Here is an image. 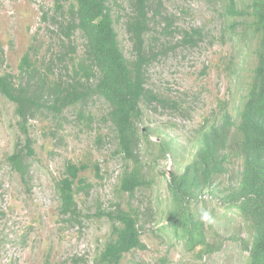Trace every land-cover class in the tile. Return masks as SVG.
Listing matches in <instances>:
<instances>
[{"label": "rangeland", "instance_id": "374dc122", "mask_svg": "<svg viewBox=\"0 0 264 264\" xmlns=\"http://www.w3.org/2000/svg\"><path fill=\"white\" fill-rule=\"evenodd\" d=\"M250 0H238L246 4ZM222 0H162L161 13L152 20L147 51H158L147 67V88L164 100L143 103L139 128L147 131L149 142L142 140L138 154L147 179L156 183L140 188L133 197L119 190L124 159L117 154V140L106 120L107 103L99 97L89 100L85 112L91 120H79L77 111L69 108L59 117L48 112L38 114L29 122L35 154L28 157L30 175L24 181L11 168L8 157L24 145L18 128L15 104L0 93V264H94L110 237V221L100 211H110L118 203L141 210L142 238L146 249L127 253L120 264H192L199 262L198 250L188 251L181 242L163 230L165 218L150 215L167 208V179L176 168L190 162L197 146L196 129L206 120H213L225 102L232 106L248 91L254 59L247 63L242 77L233 69L243 65L246 47L223 33L229 19L222 16ZM122 48L129 59L134 58L133 43L125 29L130 12L129 0H110ZM68 9L56 0H0V42L3 49L0 72L20 74V64L29 53L39 73H48L54 80L69 72L58 56L65 45L76 44L83 51L79 33L71 42L63 41L59 21L66 20ZM182 9L187 12L184 13ZM172 17L174 29L166 34L161 16ZM161 21V22H160ZM202 29L203 37L195 45L183 43L182 29ZM65 46V47H64ZM70 63V61L68 62ZM230 72V73H229ZM65 78V77H64ZM236 103H235V102ZM169 140L173 152L160 156L159 142ZM73 162L100 163L103 178L93 169L83 173L93 184L89 194L79 192L81 222L67 221L59 212L55 180L63 175L65 164ZM131 166V164H130ZM239 161L221 177L223 187L238 179ZM208 197V196H207ZM211 197V196H210ZM208 197L201 205L209 216L208 236L223 241L222 249L207 256V264H246L247 251L233 238L240 233L248 238L245 221L234 209L219 206ZM219 236H218V235ZM230 237L231 239H225Z\"/></svg>", "mask_w": 264, "mask_h": 264}, {"label": "trees", "instance_id": "16d2710c", "mask_svg": "<svg viewBox=\"0 0 264 264\" xmlns=\"http://www.w3.org/2000/svg\"><path fill=\"white\" fill-rule=\"evenodd\" d=\"M63 2L68 9L60 14H67L66 20H55L63 35L62 45H65L63 41L71 42L76 33L83 39L81 55H77L78 46L69 43L71 45H65L58 56L69 72L51 80L48 74L52 66H48V73H39L29 53L21 61L19 76L0 72V93L15 104L18 128L24 136L23 147L8 157L9 163L27 181L31 173L27 159L35 154L30 120L44 112L59 117L69 108L77 111L79 120H91L85 106L90 99L99 97L108 105L106 120L115 132L116 152L124 159L118 191L133 197L139 188L156 183L155 179L146 178L138 151L142 140H150L149 127L147 131L139 128L142 104L160 101L165 105L164 100L146 86L147 67L159 54L158 51L149 53L147 46H152L149 37L152 20L160 15L162 0H129L131 9L124 24L133 43V59H129L122 48L110 0H56L57 9H62ZM221 4L222 16L229 19L223 33L229 30V37L242 44L240 49L247 48L243 65L233 69L228 65V70L242 77L250 62L247 57L255 62L248 91L237 103L234 101L232 108L236 115L224 102L213 120L206 119L196 129L197 149L192 159L166 178L168 209L163 212L167 223L161 228L188 251L201 248L197 252L199 262L192 264H207L204 256L224 245L221 240L212 241L205 226V217L209 216L201 205H207L211 196L219 206L238 211L245 221L248 238L239 233L233 239L248 252L246 264H264V0H250L242 5L238 0H222ZM161 17L166 21L163 32L173 34L172 17ZM181 32L184 45H195L203 37L202 29L197 27ZM2 52L0 42V58ZM171 143L169 140L159 142L160 156L173 152ZM235 161H239L238 179L223 187L221 177L230 171ZM90 169L103 178L98 162L68 161L63 175L55 180L59 212L67 221L81 222L84 213L77 194H89L93 188L83 175ZM158 213L156 210L150 218ZM141 214L139 208L123 207L120 203L110 211L98 213L109 219L110 237L94 264H120L127 253L147 248L142 238Z\"/></svg>", "mask_w": 264, "mask_h": 264}, {"label": "clouds", "instance_id": "9594fccd", "mask_svg": "<svg viewBox=\"0 0 264 264\" xmlns=\"http://www.w3.org/2000/svg\"><path fill=\"white\" fill-rule=\"evenodd\" d=\"M139 189H140V188H139ZM139 189H138V190H139ZM138 190H137V191H138ZM167 209H168V204H167V208H164V207H163L162 210H159L158 216H160V218L158 217L156 221H159V219L161 220V219L165 218V214H164L163 211H165V210H167ZM165 220H166V218H165ZM205 220L207 221L205 226H206L207 230H209V228H210V225H209V222H208L209 218H208V217H205ZM166 221H167V220H166ZM162 225H163V224H162ZM207 232H208V231H207ZM196 249L198 250V252L201 250L200 247H197ZM215 252H216V251H215ZM215 252H213V253H215ZM211 254H212V253H211ZM211 254H207V255H205L204 258H203V260L206 259V257L209 256V255H211Z\"/></svg>", "mask_w": 264, "mask_h": 264}]
</instances>
